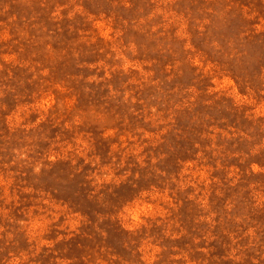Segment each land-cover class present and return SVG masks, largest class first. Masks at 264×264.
I'll use <instances>...</instances> for the list:
<instances>
[{
	"label": "rangeland",
	"instance_id": "rangeland-1",
	"mask_svg": "<svg viewBox=\"0 0 264 264\" xmlns=\"http://www.w3.org/2000/svg\"><path fill=\"white\" fill-rule=\"evenodd\" d=\"M0 264H264V0H0Z\"/></svg>",
	"mask_w": 264,
	"mask_h": 264
}]
</instances>
